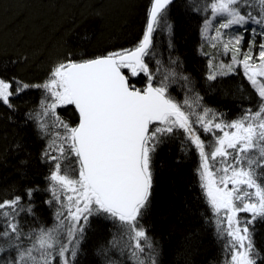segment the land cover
Here are the masks:
<instances>
[{"label": "snow or ice", "instance_id": "snow-or-ice-1", "mask_svg": "<svg viewBox=\"0 0 264 264\" xmlns=\"http://www.w3.org/2000/svg\"><path fill=\"white\" fill-rule=\"evenodd\" d=\"M171 3L150 0L142 37L132 47L66 58L38 84L0 75V105L8 109L15 108L13 97L43 91L28 118L48 139L43 191L50 194L45 203L56 208L51 227L38 220L25 227L22 218L35 217L31 201L40 189L0 201V264H76L93 217L117 229L97 250L103 264H126L116 253L127 254L131 264H159L158 244L141 220L151 203L158 152L177 138L182 150L195 149L199 157V186L211 212L206 222L225 241V264H264L254 241L255 224L264 221V0H191L192 10L204 13L201 38L230 55L227 63L209 59L207 80L242 73L258 97L255 109L231 120L203 104L188 76L165 70L157 58L154 34L171 32ZM179 80L183 101L169 92ZM61 108L73 109L78 122L63 119Z\"/></svg>", "mask_w": 264, "mask_h": 264}, {"label": "trees", "instance_id": "trees-1", "mask_svg": "<svg viewBox=\"0 0 264 264\" xmlns=\"http://www.w3.org/2000/svg\"><path fill=\"white\" fill-rule=\"evenodd\" d=\"M195 2L203 4V0ZM149 7L150 0H0V75L38 84L66 58L132 47L142 37ZM203 16L192 10L191 0L171 3L167 9L171 32L161 28L154 34L157 58L165 70L175 68L188 76L203 104L231 120L244 108L255 109L258 97L242 73L207 80L208 58L200 34ZM170 58L177 65H171ZM138 79L142 84L143 77ZM183 85L179 80L169 89L178 101L185 98ZM42 97L41 89L32 88L12 98L14 109L0 105V201L23 197L28 188L40 189L31 201L35 217L22 218L25 227L34 220L52 226L53 206L45 203L50 194L43 191L49 166L41 159L48 139L28 118L39 109ZM58 112L70 124L78 120L71 108ZM198 165L195 149L182 150L178 138L158 152L151 203L141 223L158 244L159 264H225V241L217 237L215 224L206 222L211 212L199 186ZM23 202L28 203L26 197ZM113 230L117 232L112 221L91 218L76 264H103L97 250L107 245ZM254 241L264 253V221L256 222ZM114 258L131 264L127 254L120 257L116 253Z\"/></svg>", "mask_w": 264, "mask_h": 264}, {"label": "rangeland", "instance_id": "rangeland-1", "mask_svg": "<svg viewBox=\"0 0 264 264\" xmlns=\"http://www.w3.org/2000/svg\"><path fill=\"white\" fill-rule=\"evenodd\" d=\"M216 23H219V21H216ZM247 39L249 38V37H246ZM203 40V39H202ZM243 47H244V49H247V42H245V44L243 45ZM202 48L204 49V51L206 52L205 54L207 55V58H208V62H209V59H211V58H214L215 59V62H221V61H223V62H225V63H227V62H229L230 61V55H225L223 52H222V50H220L219 48H212L211 46H210V42L209 41H205V40H203V46H202ZM201 134L203 135V133L201 132ZM55 211H56V208L53 206V208H52V210H51V220H52V225H53V223H54V213H55ZM105 220V219H104ZM106 221H108V220H106ZM114 231V230H113ZM116 231H117V229H116ZM115 233H117V232H113V235H112V238H113V236L115 235ZM85 237H86V234H85ZM112 238H110V240L112 239ZM84 241H85V238H84ZM84 241H82V243H81V245H82V247H83V244H84ZM80 248H81V246H80Z\"/></svg>", "mask_w": 264, "mask_h": 264}, {"label": "water", "instance_id": "water-1", "mask_svg": "<svg viewBox=\"0 0 264 264\" xmlns=\"http://www.w3.org/2000/svg\"><path fill=\"white\" fill-rule=\"evenodd\" d=\"M175 0H172V3L174 2ZM77 122H78V120H77Z\"/></svg>", "mask_w": 264, "mask_h": 264}]
</instances>
